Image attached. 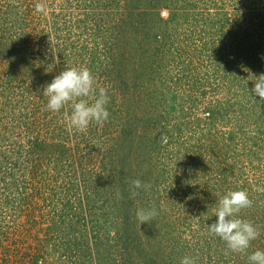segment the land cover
<instances>
[{"label": "rangeland", "instance_id": "374dc122", "mask_svg": "<svg viewBox=\"0 0 264 264\" xmlns=\"http://www.w3.org/2000/svg\"><path fill=\"white\" fill-rule=\"evenodd\" d=\"M81 66L111 118L85 132L43 96ZM260 74L264 0H0V264H249L264 251ZM136 179L150 187L133 196ZM236 190L260 232L243 253L208 229Z\"/></svg>", "mask_w": 264, "mask_h": 264}, {"label": "clouds", "instance_id": "9594fccd", "mask_svg": "<svg viewBox=\"0 0 264 264\" xmlns=\"http://www.w3.org/2000/svg\"><path fill=\"white\" fill-rule=\"evenodd\" d=\"M37 11H45L44 6L38 4ZM255 96L264 101V74L254 77ZM43 96L48 98L47 108L59 113L65 105H71L70 114L65 118L70 125L80 132H85L91 123L102 125L109 118L106 105L109 102L107 89L97 87L95 77L87 67H66L43 88ZM132 195L139 194L137 190H147L150 185L142 184L139 179L131 182ZM244 190L229 191L218 201L215 216L217 221L208 226L209 231L222 239L227 248L234 253H243L251 241L260 235L257 227L249 220L239 218V213L252 207ZM156 209H140L137 219L141 224L148 223L157 215ZM249 264H264V251L256 250L248 256ZM180 264H196V259L185 256Z\"/></svg>", "mask_w": 264, "mask_h": 264}, {"label": "trees", "instance_id": "16d2710c", "mask_svg": "<svg viewBox=\"0 0 264 264\" xmlns=\"http://www.w3.org/2000/svg\"><path fill=\"white\" fill-rule=\"evenodd\" d=\"M18 2H19V4L20 3H22V0H18ZM23 16V15H22ZM23 18H25V20H27L26 18L27 17H23ZM25 90H22V89H19V91L18 92H15L14 94H13V92H12V102L11 103H13V104H15V105H22V104H24V99L26 98V96H22V94L21 93H23ZM18 96V97H17ZM19 96H21V98H23L22 100H20V99H18L19 98ZM28 112V111H27ZM110 114V113H109ZM29 115H27V117H28ZM13 120H15V117L13 116ZM108 122H110L111 123V118H110V115H109V118H108V120H107ZM29 130L32 132V128L30 129L29 128ZM37 134V132H34V135H36ZM33 137V136H32ZM31 137V138H32ZM32 143L36 146V147H38V145H39V147H38V149L37 150H39L38 151V153H36V157H39V154H40V150H41V148H40V146H41V139H37L36 140V138L32 141ZM38 144V145H37ZM27 151H31V149H27ZM17 163H19V162H17ZM36 174H38V173H35L34 174V172L31 174L32 175V177L34 178V177H38V175H36ZM24 197H26V196H23V198H22V201H20L19 203H21L22 202V204H23V206H25V207H27V208H31V206H30V203H29V201L28 200H26V199H24ZM21 204V205H22ZM2 258H3V256H1L0 255V262H1V260H2Z\"/></svg>", "mask_w": 264, "mask_h": 264}]
</instances>
